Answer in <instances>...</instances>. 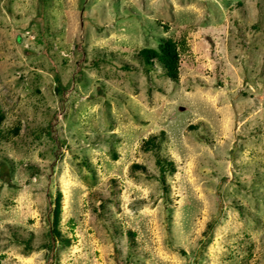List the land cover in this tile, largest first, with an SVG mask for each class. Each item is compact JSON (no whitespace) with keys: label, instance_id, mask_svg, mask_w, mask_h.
<instances>
[{"label":"rangeland","instance_id":"obj_1","mask_svg":"<svg viewBox=\"0 0 264 264\" xmlns=\"http://www.w3.org/2000/svg\"><path fill=\"white\" fill-rule=\"evenodd\" d=\"M85 1L0 0V264H43L49 192L68 240L52 264H264V0ZM158 37L175 83L131 62ZM76 44L112 65L83 69L63 115L54 75L70 82ZM160 133L166 190L144 149Z\"/></svg>","mask_w":264,"mask_h":264},{"label":"trees","instance_id":"obj_2","mask_svg":"<svg viewBox=\"0 0 264 264\" xmlns=\"http://www.w3.org/2000/svg\"><path fill=\"white\" fill-rule=\"evenodd\" d=\"M42 2V0H39ZM86 2L83 0L82 4ZM95 8V7H94ZM96 9V8H95ZM95 16V15H94ZM102 27H99L101 29ZM42 44V43H40ZM46 49V52H49V49H51L50 44L43 45ZM133 49V48H132ZM131 49V50H132ZM94 55L91 54L90 56H86L84 52V48L81 47V45L76 44L75 45V60L73 61V67L72 72L70 76V82L65 84L66 87L61 86V82L59 81V77L55 74V90L60 91V101L61 104V112L64 115L65 114V104L67 102V94L71 92V89L73 88V83L77 82V79H80L79 76H81L83 73V69L89 67V64H92V66L97 67L99 64H108L112 65L111 58L112 54L105 52L103 49L95 48ZM128 53V52H126ZM124 53L122 55L123 59L118 60L121 65L118 66V63L115 65V67H118L120 69L125 70L127 74L129 72L136 71L137 67L140 68L141 72H143L144 76L148 78L149 72L152 71V68L154 64H156L160 70V76H163L164 78L168 79L170 82L175 83L178 81V69H179V50L176 48L175 42H173L172 39H165L162 37H158L155 40V45L153 47H145L140 48L139 50L134 48L133 49V56H132V63H137V67L131 66L133 64H129L127 59L124 58L126 55ZM134 61V62H133ZM65 63L66 60H63ZM53 63H55V60H53ZM50 70H58L57 68L51 67ZM54 119L57 118V115L54 114ZM3 120V113L2 109L0 108V124ZM201 136L197 139L198 141L204 143L206 141L205 133L201 131ZM50 139L55 143L56 148L53 150V160L56 159L60 153H61V147L64 144V140L60 138V135L55 133L52 130L51 133H49ZM163 140V134L160 133L157 136H152L147 140L145 143L144 149L149 152L153 156V162L155 164L156 170L158 175L155 177L163 190H166V186L164 185V173L166 171H171L170 168H172V161L163 154V150L161 147V143ZM236 146L231 150V153L234 154ZM83 162V161H82ZM81 162V163H82ZM53 164V161H52ZM141 169L145 172L146 178L149 176L152 177V175L148 174V170L145 166H142ZM222 180L219 179L218 183H220ZM59 193L58 195L53 199L51 193L49 192L47 196V202H46V212H45V224H44V230L42 231V244L38 245L37 248L42 250L44 253V261L43 264H52L53 260L55 259L56 250L59 248V246L63 244H67L68 240H65L63 235L60 233L59 229ZM111 203V200H105L100 201L97 206L96 214L98 216V219L107 222V227H112L114 224L110 219V216L108 214H105L107 211L108 205ZM208 231V230H207ZM109 232V230H108ZM117 230H113V234L109 232L108 235H117ZM129 235L132 236V234L129 232ZM130 238V236H129ZM29 239H23L21 240V243L23 245V251L29 252L31 250V247L28 244ZM114 252H119L118 249H116V246L113 247ZM126 249H131V244L126 246ZM134 249V247H133ZM132 256L127 252V255L123 259L115 260L114 264H132L131 263Z\"/></svg>","mask_w":264,"mask_h":264}]
</instances>
